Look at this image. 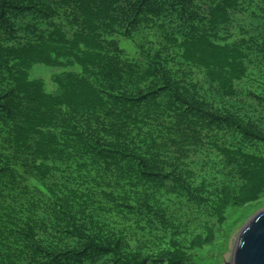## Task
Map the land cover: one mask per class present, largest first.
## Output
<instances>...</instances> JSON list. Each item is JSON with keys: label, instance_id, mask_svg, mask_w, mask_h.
Returning <instances> with one entry per match:
<instances>
[{"label": "trees", "instance_id": "trees-1", "mask_svg": "<svg viewBox=\"0 0 264 264\" xmlns=\"http://www.w3.org/2000/svg\"><path fill=\"white\" fill-rule=\"evenodd\" d=\"M263 197L264 0H0V264H193Z\"/></svg>", "mask_w": 264, "mask_h": 264}, {"label": "rangeland", "instance_id": "rangeland-1", "mask_svg": "<svg viewBox=\"0 0 264 264\" xmlns=\"http://www.w3.org/2000/svg\"><path fill=\"white\" fill-rule=\"evenodd\" d=\"M120 44L123 48L128 50L127 55L135 59L137 57L136 51L133 50L132 44L129 40L122 39ZM58 71L54 68L48 67L42 63H35L30 69V78L42 79L45 83V88L48 91H54L57 84L52 80L53 72ZM264 209V197L262 201L249 206L234 207L231 213L226 216V220L217 225L215 228V236L213 237L211 247L203 248L206 250L205 254L194 255L190 254V259L193 264H231L233 255L237 245V241L243 227L249 220L258 212ZM198 252L202 249H198Z\"/></svg>", "mask_w": 264, "mask_h": 264}, {"label": "water", "instance_id": "water-1", "mask_svg": "<svg viewBox=\"0 0 264 264\" xmlns=\"http://www.w3.org/2000/svg\"><path fill=\"white\" fill-rule=\"evenodd\" d=\"M233 256L234 264H264V209L243 227Z\"/></svg>", "mask_w": 264, "mask_h": 264}, {"label": "bare ground", "instance_id": "bare-ground-1", "mask_svg": "<svg viewBox=\"0 0 264 264\" xmlns=\"http://www.w3.org/2000/svg\"><path fill=\"white\" fill-rule=\"evenodd\" d=\"M234 262H235V258L233 256V260H232L231 264H234ZM227 264H229V263H227Z\"/></svg>", "mask_w": 264, "mask_h": 264}]
</instances>
